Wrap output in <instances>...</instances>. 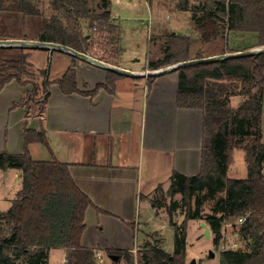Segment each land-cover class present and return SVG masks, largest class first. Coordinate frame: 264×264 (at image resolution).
Masks as SVG:
<instances>
[{
  "label": "crops",
  "instance_id": "crops-1",
  "mask_svg": "<svg viewBox=\"0 0 264 264\" xmlns=\"http://www.w3.org/2000/svg\"><path fill=\"white\" fill-rule=\"evenodd\" d=\"M109 4V20L116 28L115 44L113 43L116 48L115 61L106 63L107 61L96 57L91 53L92 47L84 54L135 74V77L116 74L62 51L30 50L28 60L31 68L36 73L45 71V78L51 83L44 112L34 113L35 105H30V111L25 117L23 107L13 106L28 90L26 85L21 86L11 81L0 92V152H23L24 125L35 132L40 129L44 131L46 145L40 142L30 143L28 151L34 160L51 161L55 158L69 165L68 170L75 185L93 204L85 211L81 245L94 254L99 253L102 263L105 256L109 257L108 251L126 252L130 256L131 253L143 251L147 243L156 244L166 252L160 233L151 231L148 224L141 226L138 220L140 202H146L144 209L147 207L152 210L155 222L166 219L175 229L172 224L177 226V223L172 220V215L176 210L173 209L169 214L167 206L166 210L159 208L152 197L157 188H163L167 195L173 172L186 177L200 173L205 142L203 112L177 105L178 69L154 76L150 86V76H141L154 71L149 64L162 60L167 46L166 36L160 33L147 35L148 26H152L151 30L155 28L153 8L147 0H109ZM93 9L100 12L103 6L100 3L93 6ZM123 26L129 27L134 37L131 40L133 46L128 53H125V43L123 45L121 39ZM82 35L89 37L88 34ZM189 40L194 42L191 37ZM256 45L257 34L252 45L231 50L245 51ZM41 50L47 51V54ZM145 50L148 52L143 59ZM199 53L206 58L220 56L218 54L224 52L204 55L195 51L186 59H171V63L160 65L155 71L195 60ZM47 57L50 67L55 62L53 73L47 67ZM68 68L75 70L77 87L81 93L67 95L61 91L57 82ZM107 72L117 76L113 88L106 84ZM98 84H104L105 87L99 88L93 96L88 95ZM261 107L260 142L264 144V87ZM235 150L243 154L244 160V151L234 148L229 171ZM21 188V171L14 168L6 171L0 169V213L11 207ZM201 223L197 225V229L201 230L199 237L208 239L203 235ZM204 223L210 229L211 236L208 240L213 242L214 235L210 225ZM226 225L222 229L220 249L224 246L228 249L236 246L229 234L224 233L229 224ZM138 232L143 235L136 242ZM150 235L154 236V242L150 241ZM232 235L238 237L237 233ZM56 249L63 252L58 264H64L65 250L60 247ZM49 256L48 251L47 264H50Z\"/></svg>",
  "mask_w": 264,
  "mask_h": 264
},
{
  "label": "trees",
  "instance_id": "trees-1",
  "mask_svg": "<svg viewBox=\"0 0 264 264\" xmlns=\"http://www.w3.org/2000/svg\"><path fill=\"white\" fill-rule=\"evenodd\" d=\"M30 1L15 0L7 9L28 17L40 15ZM188 1L190 0H178V9L186 10ZM103 2L102 12L97 14L87 0H53L54 6L62 12L63 20L56 16L49 20L43 19L37 39L87 53L88 38L79 30V19L108 21L109 0ZM200 4L203 11L209 12L221 23L216 35L223 34L225 28L229 32H252L257 34L256 46L264 45V0H200ZM183 39L190 42L188 38ZM169 51L170 46L167 45L164 58L151 62L150 69L155 70L160 65L171 63V57L167 56ZM227 52L234 53L235 50ZM0 54V92L11 81L22 86L31 84V80L23 78L31 75L28 52L0 48ZM200 58L202 55L199 53L196 59ZM178 72L177 105L203 112L205 142L200 173L193 177L172 173L167 195L174 197L181 194V203L186 207L180 226L172 224L176 232L174 252L169 254L156 244L147 243L140 253L138 264H185L187 222L191 219L201 220L203 217L198 208L203 199L213 198L222 190L227 193V198L217 202L215 214L204 218L214 235V245L217 247L222 239L223 223L246 213L248 216L241 225V233L252 242L248 251L220 252V264H264V144L260 142L264 54L181 67ZM39 75L45 77V71L39 72ZM116 77L107 72L106 84L113 88ZM232 78L247 83L250 94L236 108H227L224 100L216 98L217 94L213 93L206 81ZM153 79V76L148 78V86ZM57 83L64 94L80 92L73 68H68ZM50 84L49 81H44L43 95L40 98H36L38 86L33 85V89L26 91L25 97L13 106L23 107L26 117L30 111V103L35 102L38 113H43ZM101 87L105 85L98 84L88 95L93 96ZM255 88L256 91H252ZM245 139L250 140L249 144H244ZM34 142L46 145L44 131L40 129L35 132L24 125L23 152H0V169H18L22 180V188L11 207L0 213V264H16L17 260L22 261V264H47L48 251L56 247L65 250L64 264H98L94 252L81 245L85 229L84 215L86 209L93 205L91 200L75 185L68 164L55 158L51 161H38L31 157L28 145ZM236 147H241L244 151L246 176L242 179L229 177L232 153ZM203 191H206L204 198L196 199V210L192 211L193 194ZM176 206V202L167 206L169 214ZM107 253L108 256H116V261L124 257L129 264H134L126 252Z\"/></svg>",
  "mask_w": 264,
  "mask_h": 264
},
{
  "label": "rangeland",
  "instance_id": "rangeland-1",
  "mask_svg": "<svg viewBox=\"0 0 264 264\" xmlns=\"http://www.w3.org/2000/svg\"><path fill=\"white\" fill-rule=\"evenodd\" d=\"M90 6L98 4H104L103 0H87ZM150 7L153 8L152 12L154 13V24L155 28L151 30L152 26L147 28L148 34H162L166 36V44L170 46V51L167 53L168 57L171 59H186L189 55L195 53V51H200L202 54L207 55L211 53H226L228 49H244L252 45L256 39V33L252 32H234L225 28L224 33H218L219 26L221 23L216 21L209 12L203 11L200 0H190L187 3V9L181 11L178 9V0H147ZM15 0H0V40H28V41H39L37 40L39 29L41 26V21L43 19L49 20L51 17H58L63 20L62 12L58 10L53 3V0H31V5L40 12V15L36 17H28L23 15L20 12H11L7 8L11 6ZM95 11V10H94ZM102 12V11H100ZM95 11V13H100ZM80 32L82 34H88V40L86 41L89 49L92 47L91 53L96 55V57L101 58L106 63H112L116 58V48L114 43V37L116 36L115 25L111 23L110 20L106 22H99L91 19H79ZM171 24V25H169ZM93 27H96V32H93ZM174 31V32H173ZM176 32V33H175ZM175 33V34H174ZM185 35H189L194 42H188L183 38ZM133 34L130 31L129 27L123 26L121 28V39L123 45L125 43V53H128L129 49L133 46L131 40ZM163 36V37H164ZM174 37H179L176 39ZM153 39V38H152ZM91 42V43H90ZM128 42V43H127ZM114 43V44H113ZM151 44L152 41H151ZM91 45V46H90ZM152 47V46H151ZM261 46H253L250 49H254ZM9 49V48H8ZM23 50L25 52L31 51H40L36 49H25V48H15ZM247 50V49H246ZM41 52H44L41 50ZM57 52V51H53ZM143 52L142 57L144 59ZM47 54V51L44 54ZM223 53V54H224ZM2 54V53H1ZM0 54V55H1ZM166 55V53H165ZM222 55V54H218ZM209 57V56H208ZM211 57V56H210ZM128 58V56H127ZM205 58V57H202ZM98 59V58H97ZM29 61V60H28ZM47 67L51 68L53 73V68L55 62L51 63L48 57L46 58ZM143 61V60H142ZM166 68V67H164ZM163 69V68H162ZM155 71V70H154ZM30 76L23 77L24 79L31 80V84L26 85L28 90L33 89V85L38 86V95L36 98H40L43 95L42 85L44 81H48L45 77L36 73L32 68L30 69ZM147 72V71H145ZM50 82V81H49ZM208 86L211 88L213 93L217 94L216 98L224 100L227 108H236L242 100L249 97L250 92L247 91L249 85L247 83L241 82L239 79H222L218 81H206ZM22 86V85H21ZM221 87V88H220ZM223 87V89H222ZM252 91H256V88ZM230 94V95H229ZM25 97V93L22 98ZM21 98V99H22ZM33 106L34 113L38 112V105L35 102H31ZM250 140L245 139L244 144H249ZM241 148V147H236ZM242 149V148H241ZM240 151L235 150L233 155V162L231 163V169L229 171V177L234 179H242L246 176V166L242 158L243 154L239 153ZM264 171V167H263ZM163 174V172H162ZM144 185V184H143ZM155 195L152 197V201L157 203L159 208L166 210L168 206L176 200L177 206L174 208L176 211L172 215V220L177 223V226L183 222L186 207L181 203L182 196L181 194H176L174 197L166 195L163 188H157ZM142 194L144 195V190L142 186ZM206 191L195 192L192 196V211L196 210L195 201L197 198H204ZM227 193L225 190L217 192L213 198L203 199L202 204L199 206L198 210L203 217L201 220H189L187 222V238L185 240L186 245V256L185 264H192L194 261L195 264H219L220 252L224 250H238V251H248L251 244L249 238H245L241 233V225L238 224V218H231L223 223V227L227 226L224 233L229 234V238L234 240V245L232 248H227L226 246L223 249H220V245L217 247L214 246L213 242L208 239H204L200 235L201 230L197 229V225L200 222H206L205 217L210 214H215L214 209L217 208V202L221 199H226ZM146 202L141 200L139 208V222L141 226L148 224L151 231H158L162 238L163 249L166 252H174L175 249V229L170 225L166 219H162L159 222H155V215L152 210L145 207ZM163 209L161 211H163ZM248 216V213L245 214V217ZM191 221H194L191 222ZM189 223V224H188ZM222 231V230H221ZM6 234L8 230L5 229ZM233 233H237L238 237H233ZM136 242L140 241L142 233H137ZM152 242H154V236L150 235ZM211 252L213 256H211ZM141 251L136 253H131L130 258L133 260L134 264H138L139 256ZM49 262L50 264H58L62 259L63 252L59 249L52 248L49 250ZM97 262V260H96ZM16 264H22V261L17 260ZM98 264H129L124 257L120 258L118 261H112L109 257H104V263Z\"/></svg>",
  "mask_w": 264,
  "mask_h": 264
},
{
  "label": "water",
  "instance_id": "water-1",
  "mask_svg": "<svg viewBox=\"0 0 264 264\" xmlns=\"http://www.w3.org/2000/svg\"><path fill=\"white\" fill-rule=\"evenodd\" d=\"M26 41H28V40H0V48H25V49H44V50H49V51H62V52L68 53L72 56H75L77 58L86 60V61H88L94 65L99 66V67L106 68L107 70L114 72L116 74L128 75V76L135 77V74H130L129 72H126L122 69H119L117 67H113V66H110L108 64H105L104 62L99 61L95 58H92L87 54L77 52L76 50H74L68 46H64V45H60V44H56V43H50V42H41V41H35V44L26 46L22 43V42H26ZM258 54H264V45L261 47L250 49V50L239 51V52H234V53H224L220 56L206 57V58H200V59H195V60L186 61V62H180V63L168 66V67L160 69V70L148 72L147 74H143L141 76L145 75V76H153L154 77V76H158V75H161L163 73H166V72L177 70L181 67H186V66H191V65H196V64L210 63V62L224 60L227 58H238V57L252 56V55H258ZM201 226L204 230V232H203L204 237L209 239L211 236L209 227L204 222L201 223ZM211 256L213 257L212 252H211ZM109 258L112 261L117 260L116 256H109ZM192 264H194V262H192Z\"/></svg>",
  "mask_w": 264,
  "mask_h": 264
},
{
  "label": "built area",
  "instance_id": "built-area-1",
  "mask_svg": "<svg viewBox=\"0 0 264 264\" xmlns=\"http://www.w3.org/2000/svg\"><path fill=\"white\" fill-rule=\"evenodd\" d=\"M92 29H94L93 32H96V31H97V30H96V27H93ZM246 217H247V216H246ZM246 217H245V215L240 216V217L238 218V224H243L244 221H245V219H246ZM94 257H95V259L97 260V263H102V262H103V259H102V257L100 256L99 253H95V254H94Z\"/></svg>",
  "mask_w": 264,
  "mask_h": 264
},
{
  "label": "bare ground",
  "instance_id": "bare-ground-1",
  "mask_svg": "<svg viewBox=\"0 0 264 264\" xmlns=\"http://www.w3.org/2000/svg\"><path fill=\"white\" fill-rule=\"evenodd\" d=\"M24 45H32V44H35V41H26V42H22Z\"/></svg>",
  "mask_w": 264,
  "mask_h": 264
}]
</instances>
